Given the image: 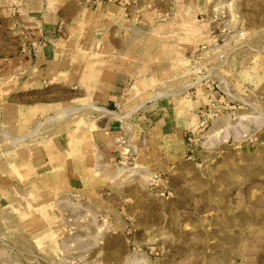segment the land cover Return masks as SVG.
<instances>
[{
    "label": "rangeland",
    "instance_id": "obj_1",
    "mask_svg": "<svg viewBox=\"0 0 264 264\" xmlns=\"http://www.w3.org/2000/svg\"><path fill=\"white\" fill-rule=\"evenodd\" d=\"M101 1L133 8L151 51L180 54L170 83L217 68L209 88L179 91V111L199 106L166 169L114 167L134 200L48 186L38 146L124 112L31 72L38 47L65 34L48 20L53 0H0V264H264V0Z\"/></svg>",
    "mask_w": 264,
    "mask_h": 264
},
{
    "label": "crops",
    "instance_id": "obj_2",
    "mask_svg": "<svg viewBox=\"0 0 264 264\" xmlns=\"http://www.w3.org/2000/svg\"><path fill=\"white\" fill-rule=\"evenodd\" d=\"M126 5L53 0L48 20L65 34L45 40L31 56V72L45 86L61 85L78 91L85 103L124 112L102 124L96 121L91 132L53 139L33 153L36 165L46 167L48 186L80 189L89 197L109 189L108 202L136 197L130 192L135 180L121 178L114 167L132 166L147 175L166 169L167 156L181 152L188 112L199 106L192 101L179 111V91L190 84L170 82L183 74L182 57L151 51L150 36H135V20L129 15L133 8Z\"/></svg>",
    "mask_w": 264,
    "mask_h": 264
},
{
    "label": "built area",
    "instance_id": "obj_3",
    "mask_svg": "<svg viewBox=\"0 0 264 264\" xmlns=\"http://www.w3.org/2000/svg\"><path fill=\"white\" fill-rule=\"evenodd\" d=\"M220 59H223V56L222 57L220 56ZM204 68H207L206 69L207 74L202 76L201 80H197V81L193 82L192 84H190L189 88L186 91V92L190 91L191 96L196 95V90H198L202 85L207 84V82H208L207 79L211 77V75H209V74H211L212 71H214L217 68V66H215L214 63H212L211 65L206 66ZM190 69L192 70V73L197 71L196 70L197 68L195 66H191ZM202 82H204V83L202 84Z\"/></svg>",
    "mask_w": 264,
    "mask_h": 264
},
{
    "label": "bare ground",
    "instance_id": "obj_4",
    "mask_svg": "<svg viewBox=\"0 0 264 264\" xmlns=\"http://www.w3.org/2000/svg\"><path fill=\"white\" fill-rule=\"evenodd\" d=\"M92 108H94L96 111H100V112H104L105 111L104 109L97 108V107H92Z\"/></svg>",
    "mask_w": 264,
    "mask_h": 264
}]
</instances>
